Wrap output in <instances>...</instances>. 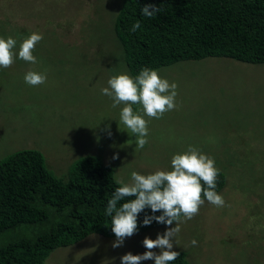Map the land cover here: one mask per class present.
I'll use <instances>...</instances> for the list:
<instances>
[{"label": "rangeland", "instance_id": "374dc122", "mask_svg": "<svg viewBox=\"0 0 264 264\" xmlns=\"http://www.w3.org/2000/svg\"><path fill=\"white\" fill-rule=\"evenodd\" d=\"M122 3L0 0V37L17 41L14 63L0 68V161L37 149L66 182L74 162L100 156L118 181L130 183L133 171L171 170L172 157L191 145L225 174L218 192L225 206L205 199L192 219L181 218L174 250L186 251L189 264H264V63L206 57L155 69L177 84V107L159 119L144 117L148 143L137 149L135 136L121 130L124 105L112 107V99L101 93L114 75L136 76L115 31ZM32 32L43 36L33 51L34 64L18 56ZM30 70L46 74L45 83L27 84ZM132 107L140 111L141 106ZM167 227L135 233L117 248L112 247L116 237L93 233L56 248L45 263L119 264L127 252L144 253L145 236L155 239Z\"/></svg>", "mask_w": 264, "mask_h": 264}, {"label": "trees", "instance_id": "16d2710c", "mask_svg": "<svg viewBox=\"0 0 264 264\" xmlns=\"http://www.w3.org/2000/svg\"><path fill=\"white\" fill-rule=\"evenodd\" d=\"M145 4L162 11L143 16ZM136 21L141 28L131 32ZM115 31L136 76L143 68L206 57L264 63V0H123ZM117 181L113 167L100 156L74 162L66 182L48 167L40 150H19L1 160L0 264H46L53 250L90 234L115 237L104 209L120 186ZM225 183L219 170L215 191ZM145 215H152L150 208L138 215L136 233L163 225L153 221L144 226ZM179 252L170 264H189L188 253Z\"/></svg>", "mask_w": 264, "mask_h": 264}, {"label": "clouds", "instance_id": "9594fccd", "mask_svg": "<svg viewBox=\"0 0 264 264\" xmlns=\"http://www.w3.org/2000/svg\"><path fill=\"white\" fill-rule=\"evenodd\" d=\"M140 11L143 16L152 18L162 9L155 4H145ZM139 28L140 21H136L130 31L135 32ZM42 39L41 33L32 32L20 44L19 58L36 63L33 51ZM16 43L11 36L7 39L0 37V68H8L14 63ZM46 79V74L31 70L24 76L25 82L31 86L43 84ZM107 85L101 93L112 99V107L124 105L120 110L119 123L124 125L121 130L135 136L137 149L148 143V121L144 117L159 119L177 107V84L169 83L153 69L143 68L135 77L126 73L114 75L108 79ZM132 105H140V111H134ZM106 128L110 135V126ZM218 174L214 159L190 145L187 151L172 157L171 170H156L147 175L133 171L130 183L117 181L120 186L115 188L104 209L116 237L113 248L123 246L124 240L138 231V215L146 208L151 209L152 215H145L144 226L153 221L168 226L155 239L145 236L142 244L146 251L135 255L125 253L120 257L121 264H141L146 260H152L154 264H170L175 261L180 256V252L174 250V238L180 232L181 218L184 221L192 219L205 199L216 207L225 206L224 198L215 191ZM128 197L135 198L118 206L119 201ZM156 212L160 215H155ZM191 244L195 246L197 241L193 239Z\"/></svg>", "mask_w": 264, "mask_h": 264}]
</instances>
